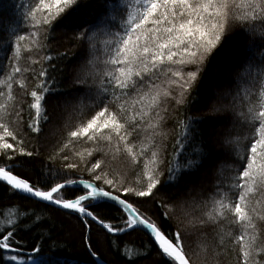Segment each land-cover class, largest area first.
Masks as SVG:
<instances>
[{"label": "snow or ice", "instance_id": "6c2138e0", "mask_svg": "<svg viewBox=\"0 0 264 264\" xmlns=\"http://www.w3.org/2000/svg\"><path fill=\"white\" fill-rule=\"evenodd\" d=\"M84 4H21L24 30L13 28L0 45V185L75 215L93 264H106L92 243L93 223L112 234L143 229L165 264H264V0H99L102 12L73 30L80 54L47 52L55 30ZM237 35L247 39L240 69L220 65L216 88L194 99L220 50ZM81 61L84 67L72 70ZM180 106L175 146L195 141L196 147L183 164H173L165 158V129ZM66 114L80 119L48 155L64 163L31 179L22 169L41 155L46 128ZM209 116L224 117L225 150L212 161L214 191L206 196L185 184L173 199L157 201L166 163L164 182L179 185L209 160L203 128ZM77 170L90 179L74 175ZM101 201L126 211L123 226L94 210ZM150 202L163 209V220L138 210ZM174 218L173 229L165 221ZM42 219L35 215L31 226ZM27 230L14 211L0 220V264H47L35 254L52 237L41 234L29 250L20 236ZM122 255L128 264L139 258L127 249Z\"/></svg>", "mask_w": 264, "mask_h": 264}, {"label": "trees", "instance_id": "16d2710c", "mask_svg": "<svg viewBox=\"0 0 264 264\" xmlns=\"http://www.w3.org/2000/svg\"><path fill=\"white\" fill-rule=\"evenodd\" d=\"M31 2L32 0H0V45L4 44L11 37L13 28L24 30L20 23L23 12L20 5H30ZM102 10L99 0H85V4L81 10L72 13L69 17V21L71 22L66 21L64 25H61L55 30L52 39L46 42L48 44L46 51L55 56L60 52L71 49L79 55L80 48L73 47L77 43L72 39L73 30L79 23L94 19ZM246 45V37L237 35L220 50L219 57L214 62L211 70L204 75L203 80L196 89L194 99L202 100L206 92L216 88L218 83L217 69L220 65L225 63L232 64L234 72L240 69L243 58L247 53ZM84 64L85 61L74 64L72 70L79 71L84 67ZM36 67L38 68L39 65ZM231 86L233 88L235 87L234 84H231ZM49 103H55V98ZM183 108L184 106H180L175 108L174 111H170L168 114V125L165 129L167 132L165 158L166 160L172 161L173 164H183L195 154V141L187 144L183 148L175 146V142L179 139L178 133L180 132L177 121L182 118ZM79 119L80 117L78 116L66 114L63 119L50 124L46 128V137L42 138L44 147H42L41 155L35 159L32 165L22 169L24 174L28 175L31 179L38 180L42 175V169L49 167L60 168L64 161H61L59 157L54 161L48 159L51 145L55 144L61 138L62 133L66 135L67 129L78 123ZM223 119L224 117L222 116L206 117L207 123L203 126L205 131L204 138L212 147V155L208 161H205L199 171L184 178L179 185H176L164 182L167 180L168 165L166 163L163 166V186L156 197L157 201H169L173 199L177 194L178 187L183 188L185 184L190 187L195 184L197 189L203 188L204 195L206 196L212 194L218 175L217 168L212 166V161L215 160L217 152L225 150L221 146L224 130L219 125V121ZM209 137H211V140H209ZM32 143H35V141H32ZM174 150L175 155L173 154ZM205 173H207V177L203 184H200V178ZM73 174L90 179L86 172L82 170H77ZM76 190L78 191V189ZM72 192L73 190H68L66 195H72ZM129 199L135 198L129 197ZM100 205V207L94 210L105 218L106 222L112 223L116 227L123 226V218L127 216L123 210L108 202H100ZM10 210L16 213L18 220L25 223L26 227H31V230L21 231L20 233L21 238L26 242L29 250L33 244L39 243L38 237L41 234L45 237L49 235L52 237L50 240L46 239L42 252L35 254L36 258L46 261L47 264H93L94 258L89 255L87 249L81 243V226L75 215H68L66 210H57L52 207L45 208L42 203L20 195H13L6 187L0 185V220H4L7 212ZM138 210L153 219L158 221L163 220V216L161 215L163 209L159 207L158 203H141L138 205ZM35 215H40L43 219L35 226H31ZM165 223L174 229L177 221L174 218L171 222L165 221ZM92 243L95 250L106 261V264H128L126 258L122 255L126 249L133 253H139V258L134 261V264H165L164 259L157 255L156 246L152 242V239L138 228L128 230L124 233L112 234L93 223ZM193 243L194 245L197 243L195 239ZM114 244L119 247H114ZM202 247L203 244H201ZM149 248L151 249L150 251H148Z\"/></svg>", "mask_w": 264, "mask_h": 264}, {"label": "water", "instance_id": "95a60500", "mask_svg": "<svg viewBox=\"0 0 264 264\" xmlns=\"http://www.w3.org/2000/svg\"><path fill=\"white\" fill-rule=\"evenodd\" d=\"M101 202H108V203H111V204H113L111 201H101ZM113 205H115V204H113ZM116 206V205H115ZM118 208H120L119 206H117ZM121 209V208H120ZM122 210V209H121ZM124 211V210H123ZM125 213H126V211H124ZM127 214V213H126ZM138 229H140V230H142L144 233H146L147 234V232L146 231H144L143 229H141V228H138ZM148 235V234H147ZM149 236V235H148ZM150 237V236H149ZM151 238V237H150Z\"/></svg>", "mask_w": 264, "mask_h": 264}, {"label": "rangeland", "instance_id": "374dc122", "mask_svg": "<svg viewBox=\"0 0 264 264\" xmlns=\"http://www.w3.org/2000/svg\"><path fill=\"white\" fill-rule=\"evenodd\" d=\"M232 71H234V69H232Z\"/></svg>", "mask_w": 264, "mask_h": 264}]
</instances>
